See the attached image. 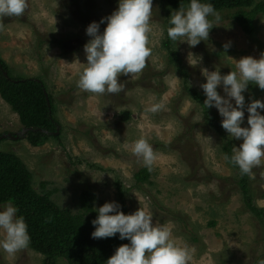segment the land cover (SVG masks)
Wrapping results in <instances>:
<instances>
[{
    "label": "rangeland",
    "instance_id": "rangeland-1",
    "mask_svg": "<svg viewBox=\"0 0 264 264\" xmlns=\"http://www.w3.org/2000/svg\"><path fill=\"white\" fill-rule=\"evenodd\" d=\"M26 3L20 17L0 18V59L12 76L45 84L58 133L49 132L51 137L42 144H31L27 133L36 130L25 131L29 127L0 95V135L18 136L0 140V152L18 156L32 174L34 190L51 191L53 202L73 213L79 211L85 190L93 192L95 208L116 201L129 214L142 207L154 222L169 228L179 245L193 250L189 264H257L264 258V221L245 207L237 170L223 158L218 131L214 125L197 124L206 123L203 108L185 92L177 66L167 61L163 43L168 17L178 8L152 0V54L144 69L119 77L125 82L120 94H93L76 84L81 63H86L83 46L90 37L85 30L92 21L110 15L117 0ZM105 26L101 24L100 30ZM257 26V33L251 36L235 21L224 19L210 29L207 40L195 46L173 42L180 64L189 72L190 86L203 93L202 69L218 68L227 74L234 60L243 56L258 59L264 52V16ZM217 91L224 95L221 87ZM260 92L258 99L264 102V91ZM154 102L164 107L151 113L147 108ZM210 110L222 119L215 107ZM258 111L264 115V110ZM247 116L245 109L244 119ZM141 137L157 154L150 171L153 184L138 183L134 176L145 166L130 145ZM241 142L235 139L237 147ZM250 175L256 177L250 182L253 202L264 208V158ZM212 221L214 225H210ZM58 263L68 264L63 259ZM0 264L46 262L44 254L29 246L12 256L0 250Z\"/></svg>",
    "mask_w": 264,
    "mask_h": 264
},
{
    "label": "clouds",
    "instance_id": "clouds-1",
    "mask_svg": "<svg viewBox=\"0 0 264 264\" xmlns=\"http://www.w3.org/2000/svg\"><path fill=\"white\" fill-rule=\"evenodd\" d=\"M26 7V0H0V18L20 17ZM151 16L152 0H117V7L110 15L89 23L85 31L90 39L83 46L86 63L80 62L83 67L78 73L77 87L93 94L124 91L125 82L119 77L141 73L146 59L152 54L149 46ZM105 23L101 31L100 25ZM220 23L221 14L209 0H188L186 5L171 11L167 37L175 43L187 42L195 46L201 40H207L210 29ZM223 47L227 49L229 45ZM202 75L205 82L200 87L206 97L203 106L206 109L215 107L222 117L221 127L228 136L242 141L239 147H233L231 156L225 154L223 158L238 167L241 175H250L253 167L260 165L264 158V115L258 111L264 110V102L250 99L246 106L247 126L242 127L243 93L249 84L264 90V52L258 59L243 56L234 60V66L227 74H221L218 68L213 71L205 68ZM218 86L224 95L217 91ZM163 107L162 103L154 102L147 111L156 113ZM130 148L151 171L157 154L148 140L137 138ZM94 211L97 215L91 221L94 225L92 238H108L118 233L119 239L129 241L118 246L106 264H189L193 250L187 245H179L169 228L154 222L153 216L142 207L125 214L118 202L111 201ZM17 213L18 208L11 199L0 204V232L3 233L0 250L9 256L27 249L30 244L25 218ZM257 264H264V258L258 259Z\"/></svg>",
    "mask_w": 264,
    "mask_h": 264
},
{
    "label": "trees",
    "instance_id": "trees-1",
    "mask_svg": "<svg viewBox=\"0 0 264 264\" xmlns=\"http://www.w3.org/2000/svg\"><path fill=\"white\" fill-rule=\"evenodd\" d=\"M162 1L173 9L188 3V0ZM209 2L220 12L221 21L224 19L235 21L248 35L254 36L257 33V21L264 16V0H209ZM172 43L166 32L163 46L168 51L167 61L169 65L177 66L183 78L185 92L203 108L206 123L197 124L214 125L219 133L223 154L231 156L233 147H237L235 139H231L221 127V118L211 114L210 108L206 109L203 106L206 97L190 86L189 72L180 64L178 50L173 48ZM3 70L8 72L9 78L5 77ZM260 91L264 90L255 84L248 85L243 93L245 109L250 99L259 98ZM0 95L12 110L18 113L20 122L24 126L38 128L27 133V139L31 144H42L51 137L49 132L57 130L58 121L54 117L53 101L51 96H46L45 84L31 77L12 76L1 59ZM244 123H247V120ZM228 164L237 170L238 184L245 207L252 211L257 219L264 221V208H258L253 202V187L250 182L256 177L249 174L241 175L238 167ZM134 176L138 183L153 184L150 180V171L146 167L141 168ZM117 188L122 195L123 189L120 183ZM51 195V191L39 193L34 190L31 172L15 153L0 152V204L11 199L18 208L17 215H22L28 226L29 246L45 255L46 264H59L60 259L68 264H106V260L118 246L129 243L127 239H119L118 233L108 238H92L94 225L91 221L97 215L94 211L95 196L92 191L82 192L80 209L76 213L70 209L59 208L51 199ZM214 224L215 221L210 223V225Z\"/></svg>",
    "mask_w": 264,
    "mask_h": 264
},
{
    "label": "water",
    "instance_id": "water-1",
    "mask_svg": "<svg viewBox=\"0 0 264 264\" xmlns=\"http://www.w3.org/2000/svg\"><path fill=\"white\" fill-rule=\"evenodd\" d=\"M3 73H4V75H5L7 78H9V75H8V73H7L6 71L3 70ZM46 96H47V94H46ZM47 97H48V96H47ZM47 99H48V98H47ZM48 104L50 105L49 99H48ZM126 113H127V112H126ZM27 130H38V128H31V127H29V128H26V129H25V131H27ZM42 131L46 132L45 130H42ZM54 133L57 134L58 131H56V132H54ZM7 136H10L11 138H15V139L18 138V136H11V135H6V134H1V135H0V140L6 138Z\"/></svg>",
    "mask_w": 264,
    "mask_h": 264
}]
</instances>
